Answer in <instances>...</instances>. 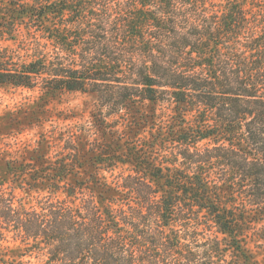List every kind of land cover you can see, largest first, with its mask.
I'll return each mask as SVG.
<instances>
[{"label": "trees", "instance_id": "trees-1", "mask_svg": "<svg viewBox=\"0 0 264 264\" xmlns=\"http://www.w3.org/2000/svg\"><path fill=\"white\" fill-rule=\"evenodd\" d=\"M0 85L98 103L88 139L7 162L0 264L264 259V0H0Z\"/></svg>", "mask_w": 264, "mask_h": 264}, {"label": "rangeland", "instance_id": "rangeland-1", "mask_svg": "<svg viewBox=\"0 0 264 264\" xmlns=\"http://www.w3.org/2000/svg\"><path fill=\"white\" fill-rule=\"evenodd\" d=\"M97 105L96 96L91 93L63 92L45 96L39 90L0 85V181L8 178L7 162H29L31 155L40 149H44L46 158L53 161L59 153L67 152L76 135L88 139ZM147 106L146 110L153 108L152 104L147 103ZM155 107L158 122L170 121L175 114L170 103H159ZM96 136L101 137L99 133ZM126 172L122 165L114 171H101L110 182ZM6 187L7 190L11 188L9 180ZM4 245L9 248V251H2L7 257L18 258L21 251L18 244ZM250 247L257 255L254 264H264L263 252L253 248L252 243ZM31 261L38 262V259Z\"/></svg>", "mask_w": 264, "mask_h": 264}]
</instances>
